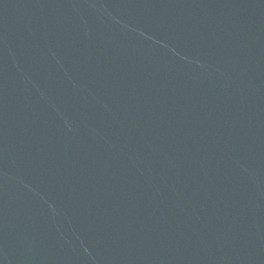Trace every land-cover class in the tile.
Returning <instances> with one entry per match:
<instances>
[{
    "label": "water",
    "instance_id": "obj_1",
    "mask_svg": "<svg viewBox=\"0 0 264 264\" xmlns=\"http://www.w3.org/2000/svg\"><path fill=\"white\" fill-rule=\"evenodd\" d=\"M0 264H264V0H0Z\"/></svg>",
    "mask_w": 264,
    "mask_h": 264
}]
</instances>
